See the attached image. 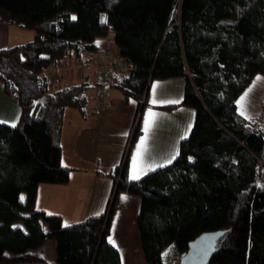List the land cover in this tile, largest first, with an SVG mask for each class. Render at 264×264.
<instances>
[{
	"label": "trees",
	"instance_id": "1",
	"mask_svg": "<svg viewBox=\"0 0 264 264\" xmlns=\"http://www.w3.org/2000/svg\"><path fill=\"white\" fill-rule=\"evenodd\" d=\"M0 22L33 32L0 48L2 91L20 108L15 127L0 122V264H49L32 252L49 240L60 264H121L107 241L119 192L140 198L146 264H162L166 251L183 253L215 230L226 232L208 264H264V131L249 129L236 106L255 76H264V0H0ZM110 35L133 68L106 87L137 103L133 130L107 173L113 186L105 212L64 224L36 208L37 190L68 182L64 110L85 114L98 85L88 73L61 84L49 73L83 64L84 53L94 61L98 42ZM174 77L185 79L179 105L195 110L191 130L171 163L132 181L128 150L149 86Z\"/></svg>",
	"mask_w": 264,
	"mask_h": 264
},
{
	"label": "crops",
	"instance_id": "2",
	"mask_svg": "<svg viewBox=\"0 0 264 264\" xmlns=\"http://www.w3.org/2000/svg\"><path fill=\"white\" fill-rule=\"evenodd\" d=\"M12 28L16 29L20 39L27 37L29 41L33 37L31 33H23L26 29L0 22V48L6 47L4 43L8 39L9 41L17 40ZM84 55L90 59L85 68H89V72L86 71V73L92 78V57L87 53ZM257 77L261 79L258 81ZM56 78L60 84L66 80V77ZM153 85H156L155 94ZM184 85L183 77L158 79L151 82L147 93V106L143 109L140 118V134L128 150V177L134 165L143 167L149 173L153 171L148 170L149 168L155 170L162 167L161 165H167L169 159L177 156L180 141L189 134L191 128L188 130V126L192 127L195 117L193 108L179 105L183 98ZM1 90L0 121L13 124L9 120H18L19 105L16 99L5 95ZM246 92L248 96L243 102V110L245 115L252 118L261 107L264 76L256 75L236 101ZM89 94L90 100L85 114L74 108H66L63 114L60 138L61 163L70 168L68 182L62 185L41 184L37 190L36 208L47 214L61 216L64 224L81 221L105 212L113 186L112 179L107 173L122 159L137 110V103L134 100L126 101L120 93L110 90L106 108L99 115H94L95 87L91 88ZM153 99L157 100V103H151ZM171 100L178 103H167ZM166 105L178 106L169 110L159 108ZM236 106L238 110L237 103ZM149 110L156 113V117L152 128L147 133L142 158L134 160L137 145L145 136L144 120ZM261 127L264 131V117ZM122 196L126 199H122ZM139 207V197L125 192H119L116 195L107 241L109 242L111 237L116 242L115 248L120 254L121 264H146L136 223ZM32 252L45 258L49 264H60V255L57 252L56 243L52 240Z\"/></svg>",
	"mask_w": 264,
	"mask_h": 264
},
{
	"label": "built area",
	"instance_id": "3",
	"mask_svg": "<svg viewBox=\"0 0 264 264\" xmlns=\"http://www.w3.org/2000/svg\"><path fill=\"white\" fill-rule=\"evenodd\" d=\"M104 40L98 42L96 49V55L98 58H95L94 64L97 67L94 72L96 78V83L99 87V91L96 96V106L93 110L94 114L99 115L105 106V99L108 95L105 87L110 82V78L113 75H129L133 64L124 60L120 61H111L107 53L110 55L108 47L103 44ZM101 58V59H100ZM126 63L123 65V63ZM264 117V95L262 99V105L260 110L255 113V115L250 119L251 124L248 126L249 129H259L261 127V122ZM163 257L162 264H178L181 258V253L176 248H171L169 251H166Z\"/></svg>",
	"mask_w": 264,
	"mask_h": 264
},
{
	"label": "rangeland",
	"instance_id": "4",
	"mask_svg": "<svg viewBox=\"0 0 264 264\" xmlns=\"http://www.w3.org/2000/svg\"><path fill=\"white\" fill-rule=\"evenodd\" d=\"M13 29V32L15 34V38H17V40L13 41V40H10L9 39L4 43V46L8 47V46H11V45H15V44H20V43H25L28 38L27 37H23L22 39H20L18 37V34L16 33V29L15 28H12ZM18 31V30H17ZM23 33H31V35L33 36V32L31 30H25L23 31ZM31 37V36H30ZM29 37V38H30ZM104 40L103 44L106 45L108 47V50H109V53L110 55L107 53V55L109 56L110 60L113 61H120V62H123L124 60L119 56L118 54V51H117V48L115 47L113 41H112V35H110V37L108 38H104L102 39ZM6 44V45H5ZM93 57L94 58H98V56L96 55V53L93 54ZM83 58L85 59V61L83 62V64H77V65H72V66H67V67H63L62 69L60 70H53L49 73L50 76L52 75H55V78L56 77H60V79H63L64 77H66V80L63 82V83H74V82H79L81 80V77L84 75V73H86V71L89 72V68H85L87 64H89L90 62V59L89 61L86 60L87 56L84 55ZM101 59V58H100ZM126 63L124 62L123 65H125ZM91 65H92V68H93V74H92V80L94 81V83H96V78L94 76V72H95V69L97 68L94 64V61L91 62ZM87 69V70H86ZM114 77L115 76H123V75H119V74H116V75H113ZM112 76V77H113ZM112 79V78H110ZM110 83V82H109ZM97 85V83H96ZM2 86L0 84V90H1ZM96 96H97V93L99 91V87L96 86ZM106 91H110L107 87H105ZM2 91V90H1ZM108 96H109V93L105 99V106H104V109L106 108V102H107V99H108ZM263 99V98H262ZM261 105H262V102H261ZM261 108V107H260ZM19 109V107H18ZM1 110V108H0ZM20 110V109H19ZM260 110V109H259ZM258 110V111H259ZM257 111V112H258ZM256 112V113H257ZM6 114V113H4ZM94 114V112H93ZM96 115V114H94ZM8 120V119H6ZM134 121V120H133ZM9 122L11 123H15L16 121L10 119ZM133 126V125H132ZM132 127H131V132H132ZM127 145V144H126ZM131 158H133V156H131ZM144 176V175H143ZM20 198L21 200L23 201L25 199V193L22 192L21 195H20ZM17 224H21V223H17ZM52 243V242H51Z\"/></svg>",
	"mask_w": 264,
	"mask_h": 264
},
{
	"label": "water",
	"instance_id": "5",
	"mask_svg": "<svg viewBox=\"0 0 264 264\" xmlns=\"http://www.w3.org/2000/svg\"><path fill=\"white\" fill-rule=\"evenodd\" d=\"M225 230L203 232L189 242L188 249L181 253L178 264H208L216 251L218 241Z\"/></svg>",
	"mask_w": 264,
	"mask_h": 264
},
{
	"label": "snow or ice",
	"instance_id": "6",
	"mask_svg": "<svg viewBox=\"0 0 264 264\" xmlns=\"http://www.w3.org/2000/svg\"><path fill=\"white\" fill-rule=\"evenodd\" d=\"M73 19H75V17H73ZM101 22L102 23H106V18L102 17ZM260 79H261L260 77H257L258 81ZM155 89H156V85H153V93L154 94H155ZM249 91H251V89ZM247 96H248V92H246L243 96H241L239 98V100L236 101V103L239 106L238 107L239 114L241 116H243L245 119H251V117L245 115V112L243 110V102L245 101ZM151 103L155 104V103H157V100L153 99L151 101ZM167 103H178V101L171 100V101H167ZM155 117H156V113L152 112L151 110H149V112L145 115L144 127H143V131L145 133V136L141 138L140 142L137 145V152H136V154L134 156V160H140L142 158L143 145H144L145 140L147 138V133L149 132V130L153 126ZM0 122H2V121H0ZM13 127H15L14 124H13ZM190 128H191V125L188 126V130H190ZM174 158L175 157H172L171 159H174ZM171 159L168 160V163H171ZM161 166H163V165H161ZM148 170H154V169L149 168ZM146 174H147V172L144 170L143 167L134 165L133 169L131 171V174L129 175V179L132 180V181H137V180L141 179L142 175H146ZM122 199H126V197L122 196ZM109 243L112 244L114 247L117 246L116 242L111 237H109Z\"/></svg>",
	"mask_w": 264,
	"mask_h": 264
}]
</instances>
